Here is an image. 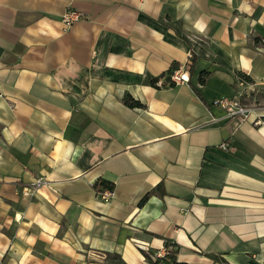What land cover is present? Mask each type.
<instances>
[{
    "label": "crops",
    "instance_id": "crops-1",
    "mask_svg": "<svg viewBox=\"0 0 264 264\" xmlns=\"http://www.w3.org/2000/svg\"><path fill=\"white\" fill-rule=\"evenodd\" d=\"M166 242L264 264V0H0V264H150Z\"/></svg>",
    "mask_w": 264,
    "mask_h": 264
},
{
    "label": "built area",
    "instance_id": "built-area-1",
    "mask_svg": "<svg viewBox=\"0 0 264 264\" xmlns=\"http://www.w3.org/2000/svg\"><path fill=\"white\" fill-rule=\"evenodd\" d=\"M82 17L83 16L79 12L72 9H67L61 16V22L64 25L65 29H69L73 25V23L81 20ZM189 72V65H182L177 68H172L165 75L164 79H158L156 82H154L153 85L155 88H165L181 84H187L189 81ZM214 105L222 108L228 118L236 117L246 119L248 116V108L245 105L241 104L237 98L230 99L221 97L214 101ZM256 124H259V122H256ZM228 147L229 146L227 142H223L219 145V149L222 151H227ZM44 185L45 183L43 182V180L38 179L31 184V190L33 192L34 190H37ZM32 194L33 193H30V195ZM98 196L103 202H108L113 199L114 192L111 189H105L102 192L98 193ZM140 248L143 247L140 246Z\"/></svg>",
    "mask_w": 264,
    "mask_h": 264
},
{
    "label": "trees",
    "instance_id": "trees-1",
    "mask_svg": "<svg viewBox=\"0 0 264 264\" xmlns=\"http://www.w3.org/2000/svg\"><path fill=\"white\" fill-rule=\"evenodd\" d=\"M125 104L131 108L140 106L139 103L133 101L130 98H127ZM92 188L96 193H100L105 189L113 190V184L105 180H99L92 185ZM148 196L149 194H146L144 197H142L139 201V205H142L147 200ZM141 253L150 264H184L177 261L178 248L173 243L166 242L164 244V255L161 257L156 256V254L151 250H148V252L141 251ZM212 258L214 260H219L218 256H212ZM109 262L110 264H124V262L117 256L109 258ZM223 262L224 264H228L225 261Z\"/></svg>",
    "mask_w": 264,
    "mask_h": 264
},
{
    "label": "rangeland",
    "instance_id": "rangeland-1",
    "mask_svg": "<svg viewBox=\"0 0 264 264\" xmlns=\"http://www.w3.org/2000/svg\"><path fill=\"white\" fill-rule=\"evenodd\" d=\"M148 252V251H147Z\"/></svg>",
    "mask_w": 264,
    "mask_h": 264
}]
</instances>
